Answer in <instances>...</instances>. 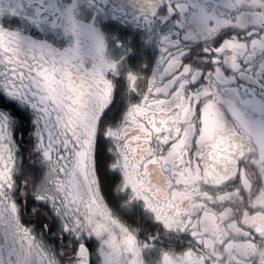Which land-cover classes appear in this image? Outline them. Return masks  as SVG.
Segmentation results:
<instances>
[{
    "label": "snow or ice",
    "instance_id": "snow-or-ice-1",
    "mask_svg": "<svg viewBox=\"0 0 264 264\" xmlns=\"http://www.w3.org/2000/svg\"><path fill=\"white\" fill-rule=\"evenodd\" d=\"M0 264H264V0H0Z\"/></svg>",
    "mask_w": 264,
    "mask_h": 264
}]
</instances>
